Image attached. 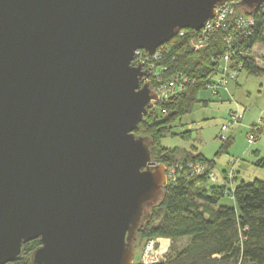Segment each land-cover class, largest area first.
<instances>
[{
    "label": "water",
    "instance_id": "obj_1",
    "mask_svg": "<svg viewBox=\"0 0 264 264\" xmlns=\"http://www.w3.org/2000/svg\"><path fill=\"white\" fill-rule=\"evenodd\" d=\"M235 0H0V264H134L166 184L131 66ZM264 0H239L245 14Z\"/></svg>",
    "mask_w": 264,
    "mask_h": 264
},
{
    "label": "trees",
    "instance_id": "obj_2",
    "mask_svg": "<svg viewBox=\"0 0 264 264\" xmlns=\"http://www.w3.org/2000/svg\"><path fill=\"white\" fill-rule=\"evenodd\" d=\"M256 11L245 15L255 16ZM235 13L242 14L239 8ZM222 35L220 31L215 33L209 45L201 50L189 46L190 34L166 44L169 51L156 64L164 69L161 78L165 80L179 74L189 78L190 83L175 99L160 101L149 110L135 131L136 135L143 134L138 136L151 138V158L156 165L183 168L177 170L174 184L168 183L162 188L159 200L149 211V219L136 236V248L140 241L143 244L159 239L171 242L172 255L167 254L165 260L153 264H264V177L252 183L241 181L233 186L229 197L222 185L208 183L206 176L191 175L184 169L188 164L200 163L212 170V161L196 152H186L188 154L181 159L174 154H162L167 150L157 144L171 128L165 130V126L189 114L198 93L205 91L206 84L217 75V66L224 54ZM257 43L264 48V14L255 16L242 49L247 52ZM237 61L239 67H234L236 63L231 67L238 72L245 71L252 77L264 76V70L257 67L251 57L240 55ZM261 131L258 129L255 136ZM153 146L158 150L154 151ZM255 165L264 173V156L257 159ZM183 171L187 178L181 177ZM225 197L232 206L221 204ZM183 240H188V245L174 249V245ZM38 245L37 240L28 242L23 246L21 258L8 264H31L30 254Z\"/></svg>",
    "mask_w": 264,
    "mask_h": 264
},
{
    "label": "rangeland",
    "instance_id": "obj_3",
    "mask_svg": "<svg viewBox=\"0 0 264 264\" xmlns=\"http://www.w3.org/2000/svg\"><path fill=\"white\" fill-rule=\"evenodd\" d=\"M237 3L236 8H238ZM242 15L245 14L242 12ZM247 52L255 65L264 70L263 46L257 43ZM236 80L237 87L232 84L233 86L229 88L230 84H228L226 92L220 93L219 96H212L207 91L198 93L197 102L191 112L166 125L165 130L171 128L157 143L167 150L162 151V154H174L180 159L188 154L186 152L203 154L214 163L211 171L217 178L215 183L217 185L226 181L225 174L231 167L234 171L231 179L233 186L241 181L252 183L264 177L263 171L255 165L256 160L264 156V76L252 77L241 71L238 72ZM142 81L141 84L147 83ZM230 116H235L236 119L232 120ZM257 124L262 131L253 144L248 145L249 129ZM138 135L143 134L138 133ZM221 136L224 138H220ZM156 146H153L154 151L158 150ZM168 169L169 167H165L166 178L169 176ZM184 174L183 171L181 177L187 178ZM207 181L211 183L209 179ZM224 190L226 191L225 188ZM221 204L232 206V202L227 197L221 200ZM188 242V240L178 242L174 245V249H182L188 245ZM142 245L143 242L140 241L138 248H135L134 263L139 261ZM170 246L171 242L168 246L162 245L167 249L163 255L164 260L167 254V256L172 255Z\"/></svg>",
    "mask_w": 264,
    "mask_h": 264
},
{
    "label": "built area",
    "instance_id": "obj_4",
    "mask_svg": "<svg viewBox=\"0 0 264 264\" xmlns=\"http://www.w3.org/2000/svg\"><path fill=\"white\" fill-rule=\"evenodd\" d=\"M236 2L225 3L221 7L215 9V16L198 32L193 30H181L175 38H185L189 34V46L194 50H201L209 45L213 36L217 32H222V42L224 47V54L219 60L218 73L210 79L206 84L205 91L212 96H219L220 93L226 92L228 84L235 81L238 70L234 67H239L237 57L246 55L250 57L249 52L242 49L243 42L248 38L254 26V17H247L246 15L236 14ZM257 15L264 14V3L257 9ZM169 51L166 44L157 48L152 56L146 55L143 51H136L131 61V66L136 67L142 65L144 69L150 71L149 76L144 78L142 82L152 83V90L157 95L159 102H166L167 99L174 95L176 98L180 95L186 86L190 83L189 78L183 75H173L168 79L163 80L161 75L164 69L156 67V64L162 60V57ZM236 65L231 67L232 64ZM239 69V68H238ZM172 98V97H171ZM235 120V116H230ZM257 126L251 127L247 136V144L252 145L256 140L255 132ZM220 138H224L221 136ZM182 167H169L167 173L169 176L166 178V184L175 182L177 178V170H182ZM186 169L191 175L201 176L204 175L209 179L212 184L217 183V178L210 169L200 163L188 164ZM233 167L225 174V182L221 185L226 189L227 196L232 195L233 184L231 179L233 177ZM167 251L162 247L159 240H148L143 244L139 261L142 264H153L163 261V255Z\"/></svg>",
    "mask_w": 264,
    "mask_h": 264
},
{
    "label": "crops",
    "instance_id": "obj_5",
    "mask_svg": "<svg viewBox=\"0 0 264 264\" xmlns=\"http://www.w3.org/2000/svg\"><path fill=\"white\" fill-rule=\"evenodd\" d=\"M234 85V87H237V80L234 82V83H230V85H229V88L231 87V86H233ZM230 91H231V89H230ZM262 129V128H261ZM202 156L204 157V158H206L207 159V157H205L203 154H202ZM235 177H236V174H235ZM235 180H236V178H235ZM159 242L162 244V245H166V246H168L169 245V240H166V239H159ZM165 243V244H164ZM140 256V255H139Z\"/></svg>",
    "mask_w": 264,
    "mask_h": 264
},
{
    "label": "bare ground",
    "instance_id": "obj_6",
    "mask_svg": "<svg viewBox=\"0 0 264 264\" xmlns=\"http://www.w3.org/2000/svg\"><path fill=\"white\" fill-rule=\"evenodd\" d=\"M171 97H172V98H171ZM173 99H175L174 95L170 96V97L167 99L166 102L171 101V100H173ZM256 126H257V127H256V130H258V129L261 128V127L259 126V124H257ZM170 184H174V182H171Z\"/></svg>",
    "mask_w": 264,
    "mask_h": 264
}]
</instances>
